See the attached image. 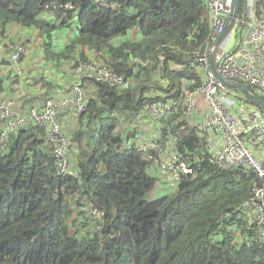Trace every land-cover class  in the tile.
Listing matches in <instances>:
<instances>
[{
  "label": "trees",
  "instance_id": "obj_1",
  "mask_svg": "<svg viewBox=\"0 0 264 264\" xmlns=\"http://www.w3.org/2000/svg\"><path fill=\"white\" fill-rule=\"evenodd\" d=\"M105 1L111 5L0 0L1 27L35 28L49 40L75 24L78 30L62 52L46 49L55 67L94 62L130 82L119 91L83 79L85 113L58 115L57 122L75 121V131L65 134L79 172L75 178L57 174L45 126L28 125L0 145V264H264L257 226L251 214L237 209L259 183L252 169L219 170L183 119L182 106L161 118L159 135L174 139L194 174L151 200L157 190L149 173L151 152L127 146L118 130L116 114L129 123L153 102L146 92H157L159 102L181 101L185 91L201 86L195 60L206 53L212 34L205 0ZM51 2L70 3L77 12H54L46 20L41 16ZM245 6L240 0L238 18ZM256 14L264 19V0H257ZM134 28L139 41L116 42Z\"/></svg>",
  "mask_w": 264,
  "mask_h": 264
},
{
  "label": "built area",
  "instance_id": "obj_2",
  "mask_svg": "<svg viewBox=\"0 0 264 264\" xmlns=\"http://www.w3.org/2000/svg\"><path fill=\"white\" fill-rule=\"evenodd\" d=\"M96 7H108L105 0H88ZM211 24L210 46L230 23L234 11V0H205ZM257 0H246L245 13L234 20L228 33L216 46L213 62L217 73L230 84L250 88L264 98V19L256 14ZM54 12L76 13L70 3L51 2L44 7V14L54 17ZM75 20V19H74ZM197 57L202 84L193 91H185L181 101H157V92L148 91L145 97L151 103L145 105L146 112L159 125L162 117L172 115L183 106V119L199 136L203 151L219 170L235 167L252 169L259 181L254 184L250 198L237 209L251 214L257 226V235L264 243V114L251 106L239 102L238 93L224 88L215 80L208 68L207 52ZM10 64L17 70L19 60L26 51L24 44L12 48ZM74 81L58 100L34 102L25 116L11 102H0V145L7 142L11 134L28 125L45 126V144L50 148L57 174L75 178L79 172L74 165L72 143L62 132L58 115L79 117L86 111L83 79L107 83L119 91L128 90L130 82L111 73L106 67L94 62H79L71 69ZM199 96L205 109H200ZM152 112V113H150ZM194 118H197L194 121ZM192 127V126H191ZM136 147L141 152H151V169L157 171L173 187L181 177L194 174L187 158L177 153L172 137ZM153 154V155H151ZM90 215L98 217L95 211Z\"/></svg>",
  "mask_w": 264,
  "mask_h": 264
},
{
  "label": "crops",
  "instance_id": "obj_3",
  "mask_svg": "<svg viewBox=\"0 0 264 264\" xmlns=\"http://www.w3.org/2000/svg\"><path fill=\"white\" fill-rule=\"evenodd\" d=\"M41 17L46 20H53V17L47 14H43ZM76 30L78 28L71 22L70 29L61 28L55 31L49 40H45V37L35 28H23L14 24L0 26V102H11L14 108L27 116L32 102L47 98L60 99L74 81L70 72L71 67L69 63L55 67L53 61L46 59V49L48 47L51 52H62L68 39L73 38ZM129 39L139 41L141 39L139 30L131 29L125 38L117 39L116 42ZM17 44H24L26 53L16 70L10 64L9 58L12 48ZM84 53L86 57H92V52L85 50ZM196 101L200 109H205L199 96L196 97ZM139 113L140 116L138 117ZM145 113L147 112H138L136 116L129 118V123L121 120L120 115L116 114L120 122L118 130L127 146L139 147L144 142H157L159 144L161 141L162 135H159V125ZM196 119L194 118V121ZM65 120L64 118L60 122L63 133L68 135L71 126L74 127L75 121L70 119L71 121L65 124ZM190 123H192V127L195 126V122ZM168 137L170 136L164 138ZM149 171L151 174L153 169L149 168ZM151 175L153 176V174ZM160 178V181L156 178V189L164 186L163 182H166L161 175ZM167 191L162 189L161 191L157 190V193L165 194Z\"/></svg>",
  "mask_w": 264,
  "mask_h": 264
},
{
  "label": "water",
  "instance_id": "obj_4",
  "mask_svg": "<svg viewBox=\"0 0 264 264\" xmlns=\"http://www.w3.org/2000/svg\"><path fill=\"white\" fill-rule=\"evenodd\" d=\"M240 0H234V11L233 15L230 19L229 25L226 26L223 33L220 34L214 43L210 46L208 52H207V61H208V68L213 77L216 81H218L224 88L234 91L239 94V96L244 99L245 101L249 102L253 106L260 108L262 111H264V103H262L257 96H255L252 92H250L245 86L240 84H230L223 80V78L217 73L214 62H213V53L216 48V46L219 44V42L224 38V36L228 33L230 30L231 25L233 24L234 20L237 17L238 13V7H239Z\"/></svg>",
  "mask_w": 264,
  "mask_h": 264
},
{
  "label": "rangeland",
  "instance_id": "obj_5",
  "mask_svg": "<svg viewBox=\"0 0 264 264\" xmlns=\"http://www.w3.org/2000/svg\"><path fill=\"white\" fill-rule=\"evenodd\" d=\"M26 53V51L24 52V54ZM22 59H24V55H23V57L19 60V64H20V61L22 60ZM97 64H99V63H97ZM150 113H152V112H150ZM68 121H71L70 119H68ZM75 131V125H74V127L73 126H71V130H70V132H74ZM69 132V133H70ZM67 135V134H66ZM145 144H149V142H144V143H142V144H140L139 146L141 147L142 145H145ZM151 174H153V176L154 177H156V178H158V181H160L161 180V178H160V174L157 172V171H151ZM162 177V176H161ZM164 183V184H163ZM162 184L164 185V186H162L161 188H158L157 190L158 191H161L162 189H165L166 191L167 190H169L168 188V186L166 185V182L164 181ZM157 190H155V191H153V193L150 195V199L151 200H154V199H156V198H159L160 196H161V193H157ZM168 192V191H167Z\"/></svg>",
  "mask_w": 264,
  "mask_h": 264
}]
</instances>
